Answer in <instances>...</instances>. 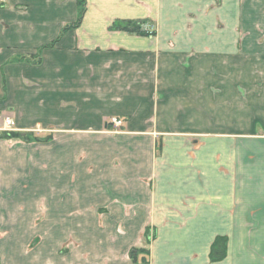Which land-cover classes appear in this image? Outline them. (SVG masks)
I'll return each instance as SVG.
<instances>
[{
  "label": "crops",
  "instance_id": "0c3cea01",
  "mask_svg": "<svg viewBox=\"0 0 264 264\" xmlns=\"http://www.w3.org/2000/svg\"><path fill=\"white\" fill-rule=\"evenodd\" d=\"M78 11L0 0V122L32 140L11 152L0 133V154L20 157L0 158V232L45 207L30 264H134L133 249L147 264H264V0H87L62 32Z\"/></svg>",
  "mask_w": 264,
  "mask_h": 264
},
{
  "label": "rangeland",
  "instance_id": "374dc122",
  "mask_svg": "<svg viewBox=\"0 0 264 264\" xmlns=\"http://www.w3.org/2000/svg\"><path fill=\"white\" fill-rule=\"evenodd\" d=\"M6 119V117L3 118V121ZM3 121L0 122V128L3 126ZM43 131V129L39 128L37 129V131ZM1 133V132H0ZM45 133V132H44ZM43 135V134H42ZM22 139V137H21ZM20 137H9L6 138L7 142H5L4 144L8 146L9 151L14 152V147L16 146H21L22 144H26L29 145L32 140L29 138H27L28 140V144L24 143L23 141H21ZM45 138L43 137H38L36 138L37 143L39 144H35L34 145V151H36L37 153H34L35 157L38 156V168H39V187H40V193L42 192V187L46 186L47 184V173L49 170H47V153H46V147L45 144L46 143ZM41 143V144H40ZM20 156V155H19ZM28 156L30 157L31 154L29 153ZM0 158L2 159V161H7V162H14L16 160H20V157H18L16 159V153L13 154H0ZM30 161V159H29ZM55 172V184L60 185L61 182H59L58 180L61 181V176L62 173L64 172L63 170H51V172ZM57 188V187H56ZM56 190V189H55ZM43 204L45 203H41L40 205L43 206ZM41 212L39 215V220L37 221L38 226L37 229L39 230L41 226L45 225L46 220V210L45 207L41 208ZM22 221V219H16V221ZM33 220V219H32ZM29 220V223L27 222V225L24 223L23 227L22 225L18 224L17 227H22L24 228L23 230H21L22 233L16 235V236H12V234H3V232H0V264H30L31 258L32 256L35 257V261H41V251H39V254L36 252V248L38 247V245L35 242L40 243L42 240H46L48 239V235L45 234L46 231H44V233H33L34 231H36V227L34 225V220ZM20 221V222H21ZM87 221L89 223V221H94L93 217H88ZM2 222H4V220L0 217V228L2 227ZM30 228V229H29ZM34 229V230H33ZM42 229V228H41ZM40 229V232L42 231ZM10 237H16V243H17V248L16 246L14 247L13 245H11L8 242V239ZM5 241L7 243V245H5ZM35 245V246H34ZM37 245V246H36ZM46 252V251H45ZM30 259V261L27 263V261ZM33 264V263H32Z\"/></svg>",
  "mask_w": 264,
  "mask_h": 264
},
{
  "label": "trees",
  "instance_id": "16d2710c",
  "mask_svg": "<svg viewBox=\"0 0 264 264\" xmlns=\"http://www.w3.org/2000/svg\"><path fill=\"white\" fill-rule=\"evenodd\" d=\"M78 16L75 22L71 23L70 25H67L62 32H65L72 28H77L81 25L82 20L84 19V16L86 14L87 9V0H78ZM142 22H133V21H121L116 22L113 24V28L120 29L123 31L138 33V34H149L150 32L142 27ZM54 44V43H53ZM52 44V45H53ZM2 137L9 138V137H22L21 133L18 131L15 132H2ZM149 229L146 231V238H149ZM226 243L227 239L225 237H218L216 241L214 242L210 257L213 261H219L222 260L226 256ZM149 254L148 249H133L131 251V257L134 264H147V257ZM143 256L140 259V256Z\"/></svg>",
  "mask_w": 264,
  "mask_h": 264
},
{
  "label": "built area",
  "instance_id": "2783aa9c",
  "mask_svg": "<svg viewBox=\"0 0 264 264\" xmlns=\"http://www.w3.org/2000/svg\"><path fill=\"white\" fill-rule=\"evenodd\" d=\"M110 125H113L116 129H120L123 126V121L119 118H112ZM18 131L16 122L11 117H6L3 121V126L0 128V132H15Z\"/></svg>",
  "mask_w": 264,
  "mask_h": 264
}]
</instances>
